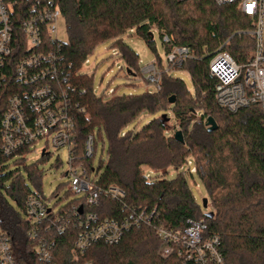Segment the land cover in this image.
<instances>
[{
	"label": "trees",
	"instance_id": "16d2710c",
	"mask_svg": "<svg viewBox=\"0 0 264 264\" xmlns=\"http://www.w3.org/2000/svg\"><path fill=\"white\" fill-rule=\"evenodd\" d=\"M54 1L66 21L68 40L64 42L63 58L76 90L73 104L84 109V114L77 116L80 155L90 135L96 148L102 141L105 152L106 137L108 161L101 160L96 185L104 190L121 189L125 193L122 203L128 206L156 209L151 226L132 228L118 244L98 243L85 254L74 247L79 229L55 234V262L183 264L176 256L167 260L160 257L163 242L157 229L181 231L189 220L205 219L209 231L222 237L225 264H264V113L258 104L236 113L219 107L215 98L217 80L209 71L210 59L220 50L239 64L250 59L255 41L248 33L254 30V20L236 5L219 6L215 0ZM128 32L151 47L158 32L162 40L168 36L175 46L189 48L194 59L186 61L182 69L191 74L196 94L192 95L181 79L166 73L161 88L153 93L107 100L96 96L93 78L83 73V65L97 45L114 41L129 71L136 76L138 55L122 39ZM166 47L169 52L171 47ZM173 96L176 101L170 104ZM8 98V90L0 95V120ZM161 112L162 116L140 130L125 132L143 114ZM85 115L90 116L91 123ZM210 117L218 126L212 133L207 127ZM178 131L183 132L185 144L175 140ZM1 146L0 136L3 228L10 237L17 264H37L35 244L28 237L31 224L24 216V201L32 191L20 172L6 173L4 164L12 158L2 154ZM189 162L195 168V173L189 168V174H197L208 191L213 218L201 213L184 172L166 179L171 169L179 171ZM145 169L156 176H149ZM31 170L39 184L40 172L34 167ZM89 211L101 219L117 220L127 214L121 202L106 197L101 198L98 208Z\"/></svg>",
	"mask_w": 264,
	"mask_h": 264
},
{
	"label": "built area",
	"instance_id": "2783aa9c",
	"mask_svg": "<svg viewBox=\"0 0 264 264\" xmlns=\"http://www.w3.org/2000/svg\"><path fill=\"white\" fill-rule=\"evenodd\" d=\"M215 2L219 6L236 5L255 25L248 33L254 38L255 50L246 63L239 64L222 50L210 59V75L217 80V105L236 113L258 104L264 113V0ZM61 17L60 7L54 0H0V95L6 90L9 92L7 108L0 120L1 152L7 158L20 156L25 160L41 140L46 141L47 149L66 148L70 167L65 176L69 178V191L82 197L60 212L49 208L39 191L31 192L26 198L24 216L31 224L28 237L35 244L37 264H57L55 234L79 229L74 247L85 254L98 243L118 244L132 228L151 226L156 215V209L150 211L147 207L122 203L125 193L121 189L104 190L96 185L97 174L92 176L96 173L93 160L97 152L93 136L86 139L80 155L77 116L84 114V109L73 104L76 90L64 63V41L58 37ZM163 40L171 47L167 53L168 68L161 69L151 63L142 69L148 83L157 90L161 88L164 74L182 69L186 61L194 59L189 48L175 46L168 36ZM114 93L111 91L110 95ZM85 120L91 123L89 115H85ZM49 155L42 152L43 158ZM191 172L195 173L194 167ZM102 197L121 202L127 214L115 220L101 219L90 212L100 206ZM157 232L163 242L159 255L164 260L176 256L183 264L226 262L222 237L209 231L205 219L189 220L181 231L158 228ZM0 264H17L1 218Z\"/></svg>",
	"mask_w": 264,
	"mask_h": 264
},
{
	"label": "rangeland",
	"instance_id": "374dc122",
	"mask_svg": "<svg viewBox=\"0 0 264 264\" xmlns=\"http://www.w3.org/2000/svg\"><path fill=\"white\" fill-rule=\"evenodd\" d=\"M60 40L66 42L68 40V33L66 21L63 17L58 22ZM124 43L130 46L138 55V72L136 76L127 74L128 65L126 61L120 56V50L115 46L114 41H106L97 45L93 52L88 56L87 61L83 65V73L93 78V90L96 96L102 97L107 100L111 96L123 95H140L144 93H153L157 87L148 83L147 76L142 74V69L151 64L156 63L158 68L167 69V47L164 40L160 37L158 32L154 34V46H149L141 37L128 32L122 37ZM170 76L181 79L186 88L192 95L196 94L195 85L191 78V74L186 69H175L170 71ZM114 91V95H110ZM164 113H157L155 115L143 114L139 120L130 125L127 131H138L146 124L162 116ZM201 113H198V117ZM98 132V130H96ZM106 150L104 152V145L102 141L98 144L97 152L93 160V167L96 171L100 168L101 160L105 163L108 161V140L105 137ZM45 151L49 156L43 158L42 152ZM7 172H20L26 179L28 188L32 191H39L45 198L49 208H53L55 212H60L62 209L68 208L76 200L81 199V196L72 195L69 191V178L65 173L69 170V153L66 148L55 149L53 147H46V141L41 140L36 143L35 149L26 156L25 160L17 156L4 164ZM194 165L185 166L184 168L176 171L171 169L166 175V179L172 180L176 178L178 173H185L190 189L195 199V203L200 207L201 213L206 215L212 212L211 203L209 201L208 207H203V201L209 200V194L197 176L189 174V168ZM32 167L37 168L40 172V183L37 184L33 177ZM103 170V169H100ZM145 172L152 177L154 173L149 169ZM96 173H93V177ZM11 182L8 183L10 185ZM16 208L18 205L13 203Z\"/></svg>",
	"mask_w": 264,
	"mask_h": 264
},
{
	"label": "water",
	"instance_id": "95a60500",
	"mask_svg": "<svg viewBox=\"0 0 264 264\" xmlns=\"http://www.w3.org/2000/svg\"><path fill=\"white\" fill-rule=\"evenodd\" d=\"M127 73L129 75H131V76H135V74L131 73L129 70H127ZM175 101H176V98L173 96V97L170 98L169 103L170 104H174ZM164 117L166 118V115H164ZM207 127H208V132L209 133H212V132H214V131H216L218 129V126H217L215 120L213 118H211V117L208 119ZM175 140L177 142H179V143L185 144L184 134H183L182 131L176 132V134H175ZM208 203H209V200L208 199H205L203 201V207L204 208H207L208 207ZM206 215L209 218H213L214 217V213L213 212H210V213H208Z\"/></svg>",
	"mask_w": 264,
	"mask_h": 264
}]
</instances>
